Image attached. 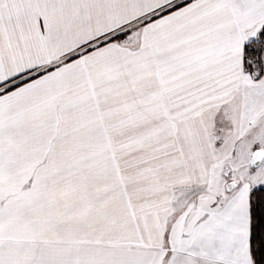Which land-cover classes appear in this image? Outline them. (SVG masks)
Listing matches in <instances>:
<instances>
[{
    "label": "snow or ice",
    "instance_id": "snow-or-ice-1",
    "mask_svg": "<svg viewBox=\"0 0 264 264\" xmlns=\"http://www.w3.org/2000/svg\"><path fill=\"white\" fill-rule=\"evenodd\" d=\"M0 264H264V0H0Z\"/></svg>",
    "mask_w": 264,
    "mask_h": 264
}]
</instances>
